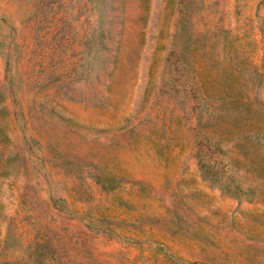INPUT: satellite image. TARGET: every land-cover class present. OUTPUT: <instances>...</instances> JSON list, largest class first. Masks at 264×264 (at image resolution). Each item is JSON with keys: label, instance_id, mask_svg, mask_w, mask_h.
Masks as SVG:
<instances>
[{"label": "rangeland", "instance_id": "1", "mask_svg": "<svg viewBox=\"0 0 264 264\" xmlns=\"http://www.w3.org/2000/svg\"><path fill=\"white\" fill-rule=\"evenodd\" d=\"M0 264H264V0H0Z\"/></svg>", "mask_w": 264, "mask_h": 264}, {"label": "trees", "instance_id": "2", "mask_svg": "<svg viewBox=\"0 0 264 264\" xmlns=\"http://www.w3.org/2000/svg\"><path fill=\"white\" fill-rule=\"evenodd\" d=\"M199 161H200V166H202L206 172L213 174V172H211V170L209 168L208 162H206L204 160H199Z\"/></svg>", "mask_w": 264, "mask_h": 264}]
</instances>
